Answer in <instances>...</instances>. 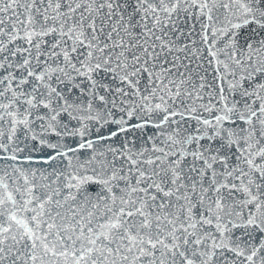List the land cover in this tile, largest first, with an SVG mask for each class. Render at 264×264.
Instances as JSON below:
<instances>
[{"label":"snow or ice","instance_id":"1","mask_svg":"<svg viewBox=\"0 0 264 264\" xmlns=\"http://www.w3.org/2000/svg\"><path fill=\"white\" fill-rule=\"evenodd\" d=\"M0 264H264V0H0Z\"/></svg>","mask_w":264,"mask_h":264}]
</instances>
